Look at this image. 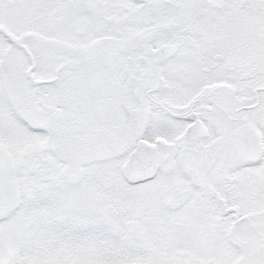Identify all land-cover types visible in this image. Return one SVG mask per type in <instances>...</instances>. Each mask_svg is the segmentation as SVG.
<instances>
[{
    "label": "snow or ice",
    "instance_id": "1",
    "mask_svg": "<svg viewBox=\"0 0 264 264\" xmlns=\"http://www.w3.org/2000/svg\"><path fill=\"white\" fill-rule=\"evenodd\" d=\"M0 264H264V0H0Z\"/></svg>",
    "mask_w": 264,
    "mask_h": 264
}]
</instances>
